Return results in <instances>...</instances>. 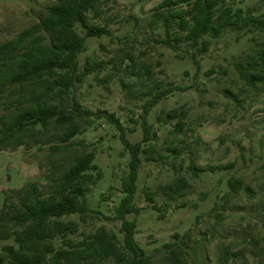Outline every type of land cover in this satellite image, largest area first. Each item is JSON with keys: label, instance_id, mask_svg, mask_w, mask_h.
<instances>
[{"label": "rangeland", "instance_id": "1", "mask_svg": "<svg viewBox=\"0 0 264 264\" xmlns=\"http://www.w3.org/2000/svg\"><path fill=\"white\" fill-rule=\"evenodd\" d=\"M55 1L0 0V43L34 23ZM162 1L114 0L103 6L98 18L91 14L95 23H107L112 34L87 38V50L79 56L80 71L88 56L106 65L77 85L76 97L95 113L114 112L126 137L138 142L143 138L144 103L151 97L143 93L154 81L173 88L147 115L157 135L152 140L155 151L142 154L135 194L141 212L127 215L136 220V239L152 264H174L173 249L180 251L182 264H220L225 256L228 261L222 264H264V82L250 86L238 69V64L255 60L264 74L260 64L264 0L238 2L235 7H243L245 16L259 20L242 28L228 27L218 36L206 34L211 44L204 53L185 42L179 49L159 42L165 37L163 24L151 26L150 21ZM77 29L85 34L80 25ZM126 53L142 72L146 65L153 72V80L139 83L132 95L121 84V79L127 80L123 70L115 68ZM173 109H178L174 118L169 116ZM180 120L184 125L179 133ZM85 125L74 149H81L82 142L87 150H94L103 177L87 194L91 211L85 219L75 214L63 220L78 222L75 239L103 226L123 239L121 220L114 216L124 195L122 177L128 173L130 154L121 130L106 118L95 114ZM50 154L48 146L0 151V210L12 189L46 181ZM55 154L62 163L69 156ZM150 155L153 160L147 159ZM183 176L189 186L170 198L167 185ZM232 176L241 178L250 190H231ZM147 191L156 192V202L148 200Z\"/></svg>", "mask_w": 264, "mask_h": 264}, {"label": "trees", "instance_id": "2", "mask_svg": "<svg viewBox=\"0 0 264 264\" xmlns=\"http://www.w3.org/2000/svg\"><path fill=\"white\" fill-rule=\"evenodd\" d=\"M111 1L56 0L34 23L0 43V151L33 146L51 149L46 181H30L12 189L5 198L0 210V242L13 241L0 244V264H103L109 260L110 264H152L151 256L136 239V220L127 215L141 212L135 194L142 154L155 151L152 140L156 133L147 115L173 88H163L161 82L154 81L143 93L151 97L144 103L143 138L138 142L126 137L114 112L104 109L95 113L76 97L77 85L106 65L88 56L80 71L79 56L87 50L88 37L112 34L107 23L101 25L91 18V14L94 18L101 16L103 6ZM238 2L242 0H163L153 9L150 25L159 21L163 24L165 37L160 43L179 49L185 42L204 53L211 44L206 34L218 36L228 27L242 28L249 26L250 20H259V16H245L243 7H235ZM77 25L85 34L78 31ZM260 58L264 65V49ZM137 64L126 53L115 65L123 70L127 80L121 79V84L130 95L139 83L153 80L150 66H144L142 72ZM246 64H238L241 78L253 87L264 82L258 63L247 60ZM95 114L121 130V141L130 154L128 173L122 177L124 195L114 216L121 220L123 239L104 226L75 239L72 234L78 231V222L63 220L75 214L85 219L91 211L87 194L103 177L94 150H87L82 142L81 149H74L78 144L75 138L86 130L85 121ZM169 116L177 117L178 109ZM183 125L182 120L178 121L176 132L180 133ZM58 152L69 154L65 163L52 156ZM151 155L148 160L154 159ZM228 184L234 192L250 190L239 177H230ZM188 186L189 180L179 177L167 185L168 195L175 198ZM146 194L148 200L156 202L155 191ZM170 258L174 264L183 262L176 249ZM227 261L225 256L220 264Z\"/></svg>", "mask_w": 264, "mask_h": 264}]
</instances>
